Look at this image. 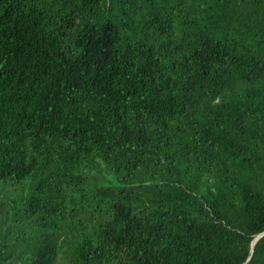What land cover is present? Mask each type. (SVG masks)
Returning <instances> with one entry per match:
<instances>
[{"label": "trees", "instance_id": "trees-1", "mask_svg": "<svg viewBox=\"0 0 264 264\" xmlns=\"http://www.w3.org/2000/svg\"><path fill=\"white\" fill-rule=\"evenodd\" d=\"M264 0H0V264H264Z\"/></svg>", "mask_w": 264, "mask_h": 264}, {"label": "water", "instance_id": "water-1", "mask_svg": "<svg viewBox=\"0 0 264 264\" xmlns=\"http://www.w3.org/2000/svg\"><path fill=\"white\" fill-rule=\"evenodd\" d=\"M264 235V233L263 234H261L254 242H253V245L255 244V242L261 237V236H263Z\"/></svg>", "mask_w": 264, "mask_h": 264}]
</instances>
